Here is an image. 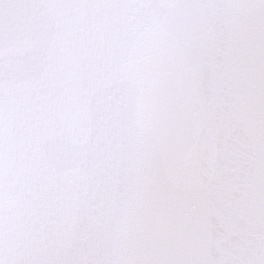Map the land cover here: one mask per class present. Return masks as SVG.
I'll return each mask as SVG.
<instances>
[{
  "label": "snow or ice",
  "instance_id": "obj_1",
  "mask_svg": "<svg viewBox=\"0 0 264 264\" xmlns=\"http://www.w3.org/2000/svg\"><path fill=\"white\" fill-rule=\"evenodd\" d=\"M0 264H264V0H0Z\"/></svg>",
  "mask_w": 264,
  "mask_h": 264
}]
</instances>
